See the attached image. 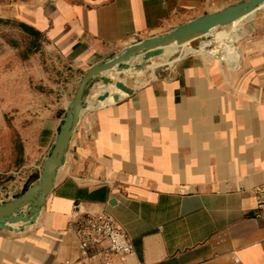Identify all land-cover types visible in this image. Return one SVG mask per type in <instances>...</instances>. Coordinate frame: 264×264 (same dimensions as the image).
Instances as JSON below:
<instances>
[{
    "label": "crops",
    "instance_id": "0c3cea01",
    "mask_svg": "<svg viewBox=\"0 0 264 264\" xmlns=\"http://www.w3.org/2000/svg\"><path fill=\"white\" fill-rule=\"evenodd\" d=\"M243 1L0 0L1 203L39 181L80 84L53 59L87 72ZM241 21L240 39L167 75L119 73L134 91L118 102H97V78L45 204L0 230V264H264V8ZM102 212L131 238L124 259L107 241L82 253L85 218Z\"/></svg>",
    "mask_w": 264,
    "mask_h": 264
},
{
    "label": "water",
    "instance_id": "95a60500",
    "mask_svg": "<svg viewBox=\"0 0 264 264\" xmlns=\"http://www.w3.org/2000/svg\"><path fill=\"white\" fill-rule=\"evenodd\" d=\"M261 8H264V0H245L229 5L222 10L198 16L165 34L149 37L132 44L112 59L93 65L83 74L75 96L68 105L54 146L44 163L39 181L19 197L7 202H0V230L10 229V224L34 220L45 204L46 197L55 185L57 172L64 165L73 132L78 125L82 109L85 108V99L94 88V82L97 78H101L103 85L115 84L118 90L131 94L134 91L133 88L122 80H113L109 75L115 71L122 73L132 68L144 70L146 67L144 63L130 64L142 53L144 54L143 61H150L152 58L161 56L167 46L174 43L181 45L197 40L204 37L212 29L229 25ZM109 97L110 92L106 91L97 96V100L105 102ZM120 98L118 93L113 95L114 102H118ZM27 208L28 210L25 211Z\"/></svg>",
    "mask_w": 264,
    "mask_h": 264
},
{
    "label": "built area",
    "instance_id": "2783aa9c",
    "mask_svg": "<svg viewBox=\"0 0 264 264\" xmlns=\"http://www.w3.org/2000/svg\"><path fill=\"white\" fill-rule=\"evenodd\" d=\"M258 209L260 215H264V186L257 190ZM85 238L82 241V253L84 256H91V247L109 243V250L118 254L123 259L133 253V244L130 236L117 224L110 214L105 212L85 218ZM238 261L237 259L235 260ZM68 264V263H67Z\"/></svg>",
    "mask_w": 264,
    "mask_h": 264
},
{
    "label": "rangeland",
    "instance_id": "374dc122",
    "mask_svg": "<svg viewBox=\"0 0 264 264\" xmlns=\"http://www.w3.org/2000/svg\"><path fill=\"white\" fill-rule=\"evenodd\" d=\"M239 23L240 25L244 26L243 25V22L241 21V18L234 21L233 23ZM231 23V24H233ZM230 25V24H229ZM227 26V25H226ZM226 26H223V27H218V28H215V29H212L210 31V37L211 39H214V38H217L220 34L224 33V30L226 28ZM213 33V35H211ZM241 38V37H240ZM239 38V39H240ZM204 40V41H203ZM206 41V38L205 37H201L197 40H194L190 43V45H192L193 47H201L203 45V43ZM199 49H194L192 52H196L198 51ZM170 54V51H166L165 54L161 55V56H158V57H155V58H152L150 61H140V60H135L133 62V64H136L137 61H140V64L141 63H144L146 64V67L144 70L147 71H150V74L152 77H155L156 75L158 76L159 72L163 71L165 72V75H167L169 73L170 68H163L162 70H155L156 67L162 65L166 60H168L170 57L168 56ZM167 58V59H166ZM149 64V65H148ZM50 66L52 67V71H53V76H59V78H63V80L65 82H68L70 80H79V78L82 77V75L85 73V68H82V67H76V65H72V63L68 62V61H64V60H61L59 58L58 59H53L51 62H50ZM152 67V68H150ZM154 67V68H153ZM129 72H133L134 74L136 75H140V74H143L144 72H134V68H132L131 70H129ZM117 73V71L114 72V74ZM126 73V72H125ZM128 73V72H127ZM110 78H112L113 80H120L121 79V76L118 74H110L109 75ZM120 78V79H119ZM122 78H126V75H123ZM134 79H143V77H136ZM145 80V79H144ZM139 82V81H138ZM143 82V81H142ZM98 83H100L98 81V79L94 82V88L93 89H96V85H98ZM102 85V84H99V86ZM113 85V84H112ZM92 89V90H93ZM113 89V88H112ZM90 91V94L87 96V97H90V95L93 94L94 90L93 91ZM111 89H109L110 91ZM114 93V92H112ZM110 92V94H112ZM96 96V95H95ZM20 189H16V190H2V193H4V195H2V200H5V199H8L9 197H12L14 195H21ZM23 191V189L21 190ZM5 198V199H4ZM1 202V201H0Z\"/></svg>",
    "mask_w": 264,
    "mask_h": 264
},
{
    "label": "bare ground",
    "instance_id": "6f19581e",
    "mask_svg": "<svg viewBox=\"0 0 264 264\" xmlns=\"http://www.w3.org/2000/svg\"><path fill=\"white\" fill-rule=\"evenodd\" d=\"M244 33H245V29L240 28L239 24L237 22H235L233 24L227 25L225 30H224V33L220 34L215 40L209 41L210 32L207 33L204 36L206 38V41L203 43V45L201 47H197V48L193 47L192 45H190L191 42L184 43L181 45L174 43V44L164 48L163 54H165L166 51H170V54L168 55L170 58L168 60H166L162 65L156 67L155 70H160V69L162 70L163 68H168V69L170 68V70H173L175 68L176 64L182 58H184L187 54L191 53L194 49H199L201 51H206L209 53L210 52L215 53L221 49L223 50V48L231 45L233 42L238 40ZM211 35H213V33ZM143 56H144V54L142 53L141 55H139L138 57L133 59L132 62L130 61L131 62L130 64L132 65L135 60L143 61V59H142ZM150 68H152V67H150ZM128 71H124V72H128ZM145 71L146 70H135L134 69V72H139V73L145 72ZM115 74H118V72ZM115 74L113 73V75H115ZM109 89H111V90L109 91ZM105 91H108L111 93L114 92V94H117V93L118 94H126V93L122 92L121 90H118L115 87V84H113V85L112 84H109V85H103L102 84L101 89L97 92L95 99L97 100V96H99L101 92L103 93ZM107 100H113V97L106 99V102H107ZM97 102H100V101H97ZM84 110H86V108L82 109V113L84 112Z\"/></svg>",
    "mask_w": 264,
    "mask_h": 264
}]
</instances>
